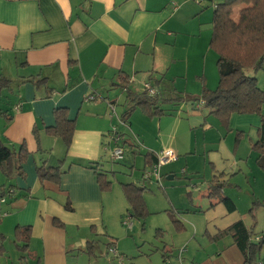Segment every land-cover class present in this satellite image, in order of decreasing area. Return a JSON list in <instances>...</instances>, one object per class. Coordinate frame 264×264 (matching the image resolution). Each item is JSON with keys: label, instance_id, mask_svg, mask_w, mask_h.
<instances>
[{"label": "crops", "instance_id": "1", "mask_svg": "<svg viewBox=\"0 0 264 264\" xmlns=\"http://www.w3.org/2000/svg\"><path fill=\"white\" fill-rule=\"evenodd\" d=\"M214 2L0 0V77L10 80L9 88L0 91L4 101L0 112L9 118L6 120L0 115V139L15 150L24 143L29 152L23 163L24 176L12 177L6 185L2 183L14 190L1 203L7 206L3 213H10L12 217L13 240L16 227H31L27 250L17 249V264H69L71 252L87 253V242H94L95 246L96 235L101 230L106 236L105 245L111 243L108 247L113 246L123 256L122 264L244 263L229 233L215 238L214 235L238 220L250 226L248 213L230 212L223 203L208 208L206 191L199 200L188 191L184 201L174 200L167 193V200L154 208L150 207L154 203L143 196L150 216L158 215L148 219L160 231L148 239L139 235L142 241L137 246L135 240L126 238L138 231L133 222L131 228L122 230L113 224V219L117 218L118 223L128 214L121 183L133 182L145 189L146 185L118 179L121 189L112 182L110 191H102L96 176L97 170L110 180L108 173L114 176L115 169L119 168L108 165L112 161L109 150L104 149V144L111 146L107 135L115 126L114 117L118 116L121 123L124 110L119 115L117 105L126 107L125 91L117 85L119 72L130 79L129 88L135 92H141L143 84L150 79L151 83L161 80L159 86L166 95L171 90L197 95L202 86L215 88L217 82L212 88L206 84L204 72L206 56L211 51ZM233 18L237 19V13ZM212 57L216 68L215 52ZM198 76L202 85L196 84L194 78ZM31 78L44 79V82L36 85ZM190 81L194 89L188 86ZM136 82L142 86L138 87ZM181 83L184 87L177 89ZM56 107L66 108L68 117L75 120L68 149L61 138L46 131V127L54 125ZM206 111L210 114L208 108ZM202 115V124H205L207 115ZM249 115L231 114L228 126L243 131L239 129L244 127ZM130 118L121 123L123 129L131 128ZM252 119L257 130L260 121ZM34 127L37 136L33 133ZM116 128L123 139V129ZM127 141L121 142L125 151L128 149L133 163L140 155L144 170L151 161L145 159V153H155V149L151 145L139 150ZM172 141L169 146H176V152H181L180 144L175 143L176 136ZM42 163L46 167L60 166L57 183L40 180L36 169ZM211 167H215L214 163ZM174 176L170 171L167 178ZM160 180L157 182L152 177L146 182H157L162 187ZM168 210L176 212L182 229L174 228ZM133 244L140 247L135 250ZM163 246L166 257H163ZM87 255L96 264H120L113 254L107 260L108 256L95 253L94 248L93 254ZM3 256L0 264H7L6 260L1 261ZM257 264H264V252L258 255Z\"/></svg>", "mask_w": 264, "mask_h": 264}, {"label": "trees", "instance_id": "2", "mask_svg": "<svg viewBox=\"0 0 264 264\" xmlns=\"http://www.w3.org/2000/svg\"><path fill=\"white\" fill-rule=\"evenodd\" d=\"M211 18L212 31L209 40V47L216 54V69L218 81L214 89L202 86L201 92L197 95L181 94L180 92L169 91L166 95L160 88L161 80L149 82L156 87L157 93L149 95L144 89L141 92L132 91L129 88L130 79L122 72L118 73L117 85L126 94V108L121 114V120L127 122L134 109L138 108L148 117L160 118L165 114L161 107L162 103L189 102L193 105H202L209 109L210 114H214L220 122L228 126L230 115L237 114H257L259 116V126L256 130V140L251 144L252 151L256 155V163L264 170V87L258 86L254 75L264 66V0H214ZM237 13L234 20L233 14ZM253 72V74L249 73ZM34 84L39 85L44 79L37 80L31 78ZM10 86V80L4 76L0 77V91ZM165 91V90H164ZM199 106H197L198 108ZM0 115L9 120L5 112ZM54 125L46 127V131L62 139L66 149L69 148L75 129V120L68 117L67 109L56 107L53 109ZM34 135L37 136V128H33ZM242 131H238L240 135ZM236 135L235 143L238 138ZM28 150L23 144L15 150L5 145L0 139V170L8 178L15 176L23 177V163L28 156ZM145 159L150 158L148 164L151 166L156 162L153 152H146ZM123 161V160H122ZM113 162V161H112ZM121 162V161H118ZM37 174L40 180H48L54 183L59 181L61 174L60 166L46 167L41 164L37 167ZM97 181L102 191H108L111 181L106 178L105 173L96 170ZM225 180L222 173L213 174L209 179L205 197L209 200L208 208L216 203H223L228 211L236 210L234 201L224 192ZM121 187L126 198L127 213L134 219L142 222L149 215L146 203L142 196L145 187L136 185L133 182L121 183ZM11 186L0 185V206L1 199L12 195ZM257 201H253V205ZM253 207L249 208L252 215ZM170 219L176 230L182 229V222L175 216L176 212L168 210ZM1 218V215H0ZM59 225V222L56 221ZM160 229L156 230V236ZM229 233L233 243L240 249L243 257V264H257L258 255L264 246V230L254 232V224L246 226L242 220L234 222L227 229L218 232L214 238ZM31 234V227H16L14 230V243L19 251H26ZM4 235L0 233V257L4 255L3 245ZM85 251L93 254L94 242H87ZM111 245V243L107 244ZM165 246L162 247V253ZM167 253H163V257ZM198 264V263H194Z\"/></svg>", "mask_w": 264, "mask_h": 264}, {"label": "rangeland", "instance_id": "3", "mask_svg": "<svg viewBox=\"0 0 264 264\" xmlns=\"http://www.w3.org/2000/svg\"><path fill=\"white\" fill-rule=\"evenodd\" d=\"M194 1L197 2L198 0ZM208 9L212 12L211 7ZM235 13L232 15L233 17H235ZM210 50V53L206 56L204 72L207 77L206 84L212 88L218 80V72L214 66V59L212 57L214 51L212 49ZM249 73L253 74V72ZM254 75L257 79L258 86L263 88L264 66L254 73ZM194 79L196 84L202 85L200 76ZM135 85L142 86V84L140 85L137 82ZM178 86L177 89H182L184 83L178 84ZM188 86L194 89L192 81L188 83ZM2 102L4 101L2 96H0V105ZM197 106L201 105L196 104V102H194L193 105L189 102L162 103L161 107L164 109L165 114L160 117L161 119L157 117L150 119L146 117L141 109L136 108L130 115L131 128L125 127V129H123V124L119 122L118 116H115L113 125L116 127L119 126L125 133L120 142L124 139H128L127 142L133 144L135 148L139 150L146 149V146L148 147L151 145L156 152H158L159 149L163 150L170 148L176 154V158L162 165L159 170V172H161L160 181L165 190L159 187L157 182L151 181L147 183L146 180L142 179V157L137 155L133 163V158L127 151L128 149L125 151L123 161L109 162L108 165L120 168V170L119 168L118 170L115 169L116 173L114 176L108 173L109 179L111 183L113 182L120 189L121 187L118 179H122L124 182H142V184L146 185V189H144L142 196H144L145 199L147 198L148 201L150 199L151 203H154L150 205V207L154 208L155 206L159 207L163 200H167V193H169L174 200L184 201L186 197L185 194L190 191L193 198L199 200L201 194L206 191L208 181L212 175L222 173V178L226 183L224 186L225 192L232 196L231 198L236 204V210H239L243 214L248 213L247 215L249 216L250 223L254 224V232L259 233L264 230V170L257 165L255 161V152L251 149V144L257 138L256 126L252 118L259 119V116L257 114H250L249 117H247L248 119H246V123L244 122V127L239 129L243 130L242 133L237 135L238 128H233L232 125H223L214 114L206 113L207 108L202 106L197 108ZM117 108L120 115L126 107L117 105ZM202 113L207 115L205 124H202ZM196 114L198 116L194 117L193 115ZM197 118H199V120H197L198 122H194ZM233 121L234 119L232 122ZM159 130L160 133H158ZM236 135L238 138L237 143H235ZM174 136H176V145L177 143L180 144L179 149L182 150L181 152H176V146H169V143L173 142L172 139ZM113 146L114 143L111 142V148H113ZM235 157L236 160L234 159ZM211 163H214L215 169H212ZM130 170L132 172L131 175H129ZM170 171H172L175 176L168 179L167 176ZM9 180L11 181V178L6 177L0 170V185L2 183L6 185ZM111 189L112 188L108 191ZM110 193L113 194L114 190ZM8 197L9 196H7V198ZM253 201L257 202L253 205ZM251 206L253 207L252 215L249 214V208ZM5 208H7L6 204L0 207V232L5 236L4 245L6 249V257L3 256L1 261L5 262L6 260L7 264H17L19 252L13 241L12 217H10V213L6 215L3 214ZM153 216L151 217L150 214L147 215L143 220V224L140 220L132 218L135 230L138 228V231L133 232L132 235L130 234L126 238H128L129 241L131 240V242L135 240L138 246L142 241L139 235L144 239L156 236L155 225L153 221L151 222L148 219L151 217L152 220V218H155ZM249 219L247 221H249ZM113 224L116 225V227L122 228V230L126 228L122 220H118L117 223V218L113 219ZM101 231L104 232L103 230ZM102 232L96 235L95 242L98 249L95 244V253L101 252V254H103L101 256L104 257L105 255V258L108 256L107 260H110L112 255L109 252L106 254L108 246L105 245L106 236ZM137 246L133 244L132 247L137 250L140 247ZM261 252H264V246ZM135 254H137V251L133 255ZM72 255H76V257ZM68 259L69 264H96L93 259L91 261L89 260L87 253H82L78 250L71 252Z\"/></svg>", "mask_w": 264, "mask_h": 264}, {"label": "built area", "instance_id": "4", "mask_svg": "<svg viewBox=\"0 0 264 264\" xmlns=\"http://www.w3.org/2000/svg\"><path fill=\"white\" fill-rule=\"evenodd\" d=\"M143 89L149 94V95H154L157 93L156 87L152 86L149 82H145L143 84ZM110 108L113 107L110 106ZM121 123H124L121 118H120ZM108 139L109 142H113L114 146L113 148H110L107 146L108 144H104V149L109 150L110 152V160L113 162H118L122 161L124 159V154H125V148L123 144L120 142L121 140V134L117 130L115 126L111 127L109 132H108ZM156 156V162L153 163L151 166L148 168H145L142 173V179L143 180H150L152 177L156 178V181L159 182L160 179V168L162 165L174 160L176 158V154L169 148L160 150L156 153H154ZM5 201V198L1 199V203ZM4 214V213H3ZM1 215V212H0ZM122 223L126 225V228H131L132 221H131V216L127 214L123 220ZM109 253L113 254L115 257H117V260L120 264H122L123 256L118 255L116 252V249L113 246L108 247Z\"/></svg>", "mask_w": 264, "mask_h": 264}]
</instances>
